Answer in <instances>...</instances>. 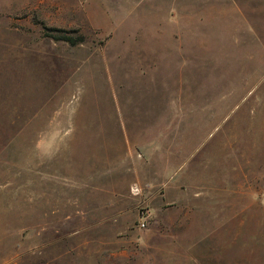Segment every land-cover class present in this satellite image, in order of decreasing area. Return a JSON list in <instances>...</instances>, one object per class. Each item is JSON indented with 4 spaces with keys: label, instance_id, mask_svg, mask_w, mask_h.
Masks as SVG:
<instances>
[{
    "label": "rangeland",
    "instance_id": "obj_1",
    "mask_svg": "<svg viewBox=\"0 0 264 264\" xmlns=\"http://www.w3.org/2000/svg\"><path fill=\"white\" fill-rule=\"evenodd\" d=\"M0 264H264V0H0Z\"/></svg>",
    "mask_w": 264,
    "mask_h": 264
},
{
    "label": "trees",
    "instance_id": "obj_2",
    "mask_svg": "<svg viewBox=\"0 0 264 264\" xmlns=\"http://www.w3.org/2000/svg\"><path fill=\"white\" fill-rule=\"evenodd\" d=\"M52 37L55 39L65 40L69 42L70 44H76L83 40V36L81 35L73 36V35H68V34H54Z\"/></svg>",
    "mask_w": 264,
    "mask_h": 264
}]
</instances>
